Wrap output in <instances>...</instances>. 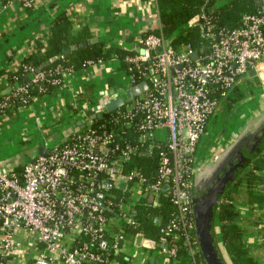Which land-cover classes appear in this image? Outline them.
<instances>
[{"label": "built area", "instance_id": "built-area-1", "mask_svg": "<svg viewBox=\"0 0 264 264\" xmlns=\"http://www.w3.org/2000/svg\"><path fill=\"white\" fill-rule=\"evenodd\" d=\"M195 24L206 39L202 52L161 33L138 35L121 63L128 87L145 82L146 90L99 127L74 132L17 170L0 169V264H171L180 249L203 264L191 204L197 145L250 69L264 88V0L234 29L214 30L204 13L187 26ZM136 153L157 155L149 176L128 166ZM161 195L176 216L158 239L131 230L139 206H157Z\"/></svg>", "mask_w": 264, "mask_h": 264}, {"label": "crops", "instance_id": "crops-1", "mask_svg": "<svg viewBox=\"0 0 264 264\" xmlns=\"http://www.w3.org/2000/svg\"><path fill=\"white\" fill-rule=\"evenodd\" d=\"M220 3L215 1L214 6ZM60 13L72 21L74 30L86 27L91 38L103 42L106 47L130 51L135 48L138 35L159 26L155 0H31L30 7L19 0H0V94L10 92L7 73L14 70L26 55L36 52L38 43L46 44L50 26ZM62 77V84L51 93L19 107L12 116L0 115V169H19L39 155L40 145H46L47 149L61 145L49 147L47 141L57 140L64 134L61 143L65 142L66 135L82 129L79 126L72 128L71 121H87L95 111H104L105 105L121 96L129 85L119 60L114 57L88 64L79 71L64 72ZM250 79L254 81L251 89L259 93L258 106L253 111L243 106L242 111L256 113L264 109V88L256 87L259 84L255 77ZM248 91L252 95L253 92ZM227 101L221 102L217 112L223 111ZM242 101H232L235 111ZM232 109L227 108V111ZM250 116L248 114L247 120ZM227 123L225 121L221 134L228 127ZM216 125L214 122L213 127ZM243 125L232 127L230 135ZM213 136L204 144L203 154L212 151ZM256 173L264 180L263 169ZM254 192L264 195V184H254ZM240 195L235 204L239 213L237 222L243 229V243L254 258L253 264H264V202L250 204ZM148 264L156 263L149 259Z\"/></svg>", "mask_w": 264, "mask_h": 264}, {"label": "trees", "instance_id": "trees-1", "mask_svg": "<svg viewBox=\"0 0 264 264\" xmlns=\"http://www.w3.org/2000/svg\"><path fill=\"white\" fill-rule=\"evenodd\" d=\"M155 1L159 26L147 33H161L169 39L171 44L188 43L195 50H200L206 44L199 25L187 26V23L196 15L204 13L214 30L234 29L240 26L243 14L254 12L257 9L256 0ZM215 1L221 3L214 6ZM90 39L91 33L88 28L82 27L74 30L72 21L64 13L58 14L50 26L46 44L38 43L36 52L26 55L14 70L7 73V84L11 89L9 93L0 94V115L12 116L19 107L28 105L37 97L51 93L62 84L64 72L79 71L88 63L105 61L113 57L122 62L126 55L133 53V51L113 46L106 47L101 41L88 43ZM65 50L68 52L63 54ZM124 67L125 65L122 64L121 68ZM31 70L34 73L37 71L43 73V78L32 82ZM53 80L57 82L54 83ZM17 86H23L24 90L19 91ZM234 95L239 99L241 93L235 89ZM110 113L104 111L101 118L92 119L91 127H99L106 123ZM114 128L119 129L116 126ZM128 166H136L149 176L157 167V155L136 153L131 157ZM250 166L251 168L248 169ZM260 169L264 170V146L255 153L251 160L245 161L243 168L228 183L226 191L219 195L220 203L215 207L213 234L228 264H253L254 258L242 240L243 229L237 222L239 213L235 201L241 197V193L250 204L264 202V195L254 192V184H264L263 177L256 173ZM243 184H245L244 188H242ZM175 216V206L168 198L161 195L157 206L146 204L139 206L136 224L131 230L141 231L145 237L157 240L159 227L174 219ZM157 217L159 221H156ZM198 254L203 264H206L199 251ZM171 264H193V262L186 251L180 249Z\"/></svg>", "mask_w": 264, "mask_h": 264}, {"label": "water", "instance_id": "water-1", "mask_svg": "<svg viewBox=\"0 0 264 264\" xmlns=\"http://www.w3.org/2000/svg\"><path fill=\"white\" fill-rule=\"evenodd\" d=\"M257 5L260 0H256ZM96 38H91L88 43L96 42ZM65 50L63 54H66ZM202 52V50H200ZM198 52L192 54V59H196ZM255 76L253 69L248 71V77ZM237 81L236 84H238ZM234 85L232 89L235 88ZM147 84L145 82L139 85H132L128 87L124 94L108 102L105 105L104 111L111 112L121 107L125 98L137 96L146 90ZM229 91V93L231 92ZM228 97V95H227ZM227 97L221 102H226ZM102 112L92 114L90 119L101 118ZM72 128L79 126L84 128L90 126L89 120H74L71 121ZM264 146V109L256 112L241 128L235 139L229 143L225 150L219 154L215 160L206 161L198 165L192 173L191 184V204L193 209V216L195 222V232L198 241L199 249L206 264H228L226 257L219 244H217L213 230L215 207L220 203V194H223L228 183L232 181L236 173H238L244 166L246 160H251L255 156L257 149ZM46 145H40L38 154L47 152ZM243 152H246L243 153ZM151 200V197H150Z\"/></svg>", "mask_w": 264, "mask_h": 264}, {"label": "rangeland", "instance_id": "rangeland-1", "mask_svg": "<svg viewBox=\"0 0 264 264\" xmlns=\"http://www.w3.org/2000/svg\"><path fill=\"white\" fill-rule=\"evenodd\" d=\"M167 42H169V39H167ZM119 64H120V66L122 65V63L120 62V60H119ZM122 71H123V73L125 74V76H126V78H127V81H128V83H129V79H128V77H127V75H126V72H125V69L124 68H122ZM246 80L244 81V80H242V81H240L237 85H239V84H243L242 86H245V87H243V89H244V92H243V90H242V86L240 87V86H237V91H239V93H241V95H240V97H239V101H242V97L243 96H245V98H243V101L241 102V103H239V105H237L238 107H237V109H236V111L234 110V107H235V105H234V103L232 102L233 101V99L235 98V99H238V98H236V96L234 95V91L235 90H233V91H231L230 92V95H229V97H230V100H228L227 101V103H226V106L225 105H223V107H224V109H225V111H224V109H223V111H222V109H221V111H216L217 112V117H216V113L214 114V116L211 118V121H210V124H209V126L207 127V131L204 133V135L200 138V140H199V142H198V145H197V152H196V155H197V159H198V164H197V166L198 165H200V164H202V163H204L205 162V160L208 158V156L210 155V153H206V154H203V146H204V144L207 142V139L209 138V137H211L212 135H215V136H213V143L212 144H214L215 142H216V137L217 138H219V134H220V138H221V135L223 134H221V131H222V129L224 128V125L222 126V121H223V119L226 117V116H228L229 115V117H228V120H227V128H226V130H225V132H224V134H223V136H222V143H224L225 142V140H227L228 138H229V136H230V132H231V129H232V127L234 128V127H236V126H239L240 124H243V123H245L246 122V120H247V118H248V114L249 115H253V116H255V114L256 113H253V112H251V111H253L257 106H258V101H259V93L257 92V91H254L253 92V90H255V89H251V84H252V79H250V78H248V76L245 78ZM250 79V80H249ZM249 80V81H248ZM254 82V81H253ZM255 84V83H254ZM256 85V84H255ZM235 86V87H236ZM256 87L257 88H259L260 90H262V88L260 87V86H257L256 85ZM234 89H236V88H234ZM248 89V90H250V91H252L253 93H252V95H251V93L247 90V92H246V90ZM124 94V93H123ZM253 96V97H252ZM252 97V98H251ZM251 98V99H250ZM231 99H232V101H231ZM232 102V103H231ZM245 107V108H247L248 110H251V111H242L243 109H242V107ZM219 108V107H218ZM227 108H233L232 109V111H227ZM236 108V107H235ZM216 117V118H215ZM252 116H250L249 118H251ZM214 122L217 124L216 125V129L213 127V124H214ZM214 128V129H213ZM70 134V133H69ZM64 134H61V136L57 139V140H53V139H50L49 141H47L48 142V146L49 147H52V146H54V145H59V144H62L61 143V140H62V136H63ZM69 137H70V135L68 136V135H66L65 136V139L66 140H68L69 139ZM209 140V139H208ZM211 146V145H210ZM48 147V148H49ZM209 158H210V156H209Z\"/></svg>", "mask_w": 264, "mask_h": 264}, {"label": "flooded vegetation", "instance_id": "flooded-vegetation-1", "mask_svg": "<svg viewBox=\"0 0 264 264\" xmlns=\"http://www.w3.org/2000/svg\"><path fill=\"white\" fill-rule=\"evenodd\" d=\"M233 90H235V89H233ZM232 90V91H233ZM230 98H228V100H229ZM251 116H253V115H251ZM228 117H229V115L228 116H226L224 119H223V123H221L222 124V126L224 125V123H225V121H227L228 120ZM225 120V121H224ZM248 120H246V122H247ZM245 122V123H246ZM244 123V124H245ZM244 126V125H243ZM241 131V129H237L236 130V132H234L232 135H230L229 136V138L227 139V140H225V142L224 143H222V140H221V138H220V136H219V138L216 140V142L212 145V148H211V152H210V158H209V156H208V158L205 160V162L207 161H212V160H215V158L219 155V154H221L224 150H225V148H226V146L229 144V143H231V141L233 140V139H235L236 138V136L238 135V133ZM260 149V148H259ZM259 149H257L256 150V152L259 150ZM255 152V153H256ZM243 153H245L246 154V152H243Z\"/></svg>", "mask_w": 264, "mask_h": 264}]
</instances>
